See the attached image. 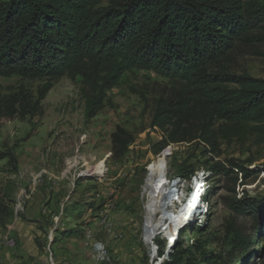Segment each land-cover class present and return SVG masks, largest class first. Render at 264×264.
<instances>
[{"label":"rangeland","instance_id":"obj_1","mask_svg":"<svg viewBox=\"0 0 264 264\" xmlns=\"http://www.w3.org/2000/svg\"><path fill=\"white\" fill-rule=\"evenodd\" d=\"M226 66L235 75L264 79V42L238 46ZM0 85L2 96L23 88L33 104L39 102L29 114L0 122V153L13 154L18 170L15 173L7 160L0 161V187L15 201L14 219L0 224V264H165L168 256L160 253L159 245H166L165 235L160 233L149 243L144 236L149 202L144 187L150 166L164 150L160 144L166 134L152 128L156 104L177 94L180 85L152 72L132 70L90 119L86 116L90 92L80 78L11 77L0 79ZM47 85L51 89L39 101ZM117 127L132 133L134 143L116 160L111 157V136ZM167 147L172 149L168 177L185 179L184 195L195 175L234 160L255 173L242 183L237 172L236 197L264 198V146L223 142L217 160L205 154L204 143ZM230 186L222 174H214L209 192L212 207L204 228L198 230L192 221L181 231L179 244L192 255L193 243H203L208 236L222 244L228 221H235L246 236L252 234L251 219L235 217L224 204V198L233 196L227 191ZM162 211L156 210L155 220L162 219ZM210 242L209 252H222L221 245ZM263 244L257 241L256 252L248 257L244 252L235 260L263 264L259 255Z\"/></svg>","mask_w":264,"mask_h":264},{"label":"trees","instance_id":"obj_2","mask_svg":"<svg viewBox=\"0 0 264 264\" xmlns=\"http://www.w3.org/2000/svg\"><path fill=\"white\" fill-rule=\"evenodd\" d=\"M105 1L0 2V79L80 78L90 92V119L126 73L152 72L180 85L177 94L156 104L152 128L166 134L161 148L204 143L219 157L223 142L264 146V79L235 75L226 66L238 46L264 42V0ZM50 89L47 85L40 91L39 101ZM38 103L23 88L9 96L0 91V122L27 115ZM111 142V157L117 160L129 151L134 135L117 127ZM3 160L18 172L13 154L0 153ZM211 169L231 183L227 191L233 196L224 198V204L235 217L251 219L253 232L246 236L235 221H228L222 244L208 236L193 243L192 255L177 241L165 264H239L236 257L244 252L248 257L257 241L264 243V198L236 197L240 179L235 170L242 183L254 171L234 160ZM14 205L0 187V224L14 219ZM210 241L221 245L222 252H209ZM159 245L162 253L165 244ZM259 255L264 259V244Z\"/></svg>","mask_w":264,"mask_h":264},{"label":"built area","instance_id":"obj_3","mask_svg":"<svg viewBox=\"0 0 264 264\" xmlns=\"http://www.w3.org/2000/svg\"><path fill=\"white\" fill-rule=\"evenodd\" d=\"M208 155L209 157H212L213 159H216V157L210 152L209 148L207 147ZM163 153L167 155V160L172 155V149L167 147L162 151ZM160 153V155L162 154ZM157 159H159V156ZM217 160V159H216ZM152 164V163H151ZM238 172V170H236ZM166 181H165V193L162 198L163 202V211L161 214H163L162 219H160L162 224V229L159 231V234H165L167 229H170V233L165 236L166 242L168 241L169 237L173 234L171 232V225L174 224L173 218L177 217L182 211L185 209H188V205L193 201V198L197 195V206L195 211L188 217L191 221H194L193 224L195 226H203L205 224V221L207 220V217L210 214L211 211V203L209 199V192H210V181L214 176L213 171H202L201 173H198L191 179V185L190 189L184 193L183 190V183L185 182V179L183 177H172L169 179L168 177V166H166ZM240 175H242L240 173ZM187 181V180H186ZM195 195V196H194ZM171 200H173V204L171 206ZM159 212V211H158ZM157 212V213H158ZM160 213V212H159ZM190 225V224H189ZM188 225V226H189ZM187 225L181 226L178 231L176 232L177 237L174 239L171 238L172 245L178 240H180V234L181 231L186 229L188 227ZM174 239V240H173ZM9 246H13L14 242L12 240L6 239ZM170 241V242H171ZM169 256V255H166Z\"/></svg>","mask_w":264,"mask_h":264},{"label":"bare ground","instance_id":"obj_4","mask_svg":"<svg viewBox=\"0 0 264 264\" xmlns=\"http://www.w3.org/2000/svg\"><path fill=\"white\" fill-rule=\"evenodd\" d=\"M167 155L165 152L159 156L158 161H155L149 168L147 181L144 187V191L149 195L148 202V219L144 226V236L146 242H153L159 231L162 229L161 221L155 220V212L158 208L163 209V202L161 196L164 195V177L165 181L167 178L166 175V166H168ZM199 194V193H198ZM193 198V201L188 205V209L182 211L177 217L173 218L174 224L171 225V232L173 233L168 241L166 242V247H171L169 251H171L176 245L177 241L172 245L171 238L174 239L177 237L176 232L183 225H189L192 222L188 217L195 211L197 206V195ZM173 204V200H171V206ZM167 232V233H166ZM165 232V236L170 233V229L168 228ZM173 239V240H174ZM169 240L171 242H169ZM169 242V243H168ZM168 243V244H167ZM151 244V243H150ZM167 251V252H169Z\"/></svg>","mask_w":264,"mask_h":264},{"label":"crops","instance_id":"obj_5","mask_svg":"<svg viewBox=\"0 0 264 264\" xmlns=\"http://www.w3.org/2000/svg\"><path fill=\"white\" fill-rule=\"evenodd\" d=\"M169 242H170V240H169ZM169 242H168V243H169ZM168 243H167V244H168Z\"/></svg>","mask_w":264,"mask_h":264}]
</instances>
